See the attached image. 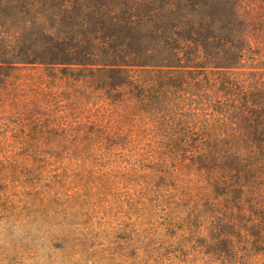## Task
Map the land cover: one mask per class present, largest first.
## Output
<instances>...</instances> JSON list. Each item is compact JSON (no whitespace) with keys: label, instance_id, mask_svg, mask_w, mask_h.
<instances>
[{"label":"trees","instance_id":"1","mask_svg":"<svg viewBox=\"0 0 264 264\" xmlns=\"http://www.w3.org/2000/svg\"><path fill=\"white\" fill-rule=\"evenodd\" d=\"M26 70L101 112L56 153L152 169L170 226L223 264H264V0H0V83Z\"/></svg>","mask_w":264,"mask_h":264},{"label":"rangeland","instance_id":"2","mask_svg":"<svg viewBox=\"0 0 264 264\" xmlns=\"http://www.w3.org/2000/svg\"><path fill=\"white\" fill-rule=\"evenodd\" d=\"M0 98V264H223L181 221L170 226L152 169L55 152L102 120L89 93L26 70L0 83ZM82 102L83 118L72 117Z\"/></svg>","mask_w":264,"mask_h":264}]
</instances>
